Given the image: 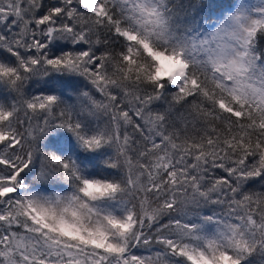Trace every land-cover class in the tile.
<instances>
[{"label":"snow or ice","instance_id":"snow-or-ice-1","mask_svg":"<svg viewBox=\"0 0 264 264\" xmlns=\"http://www.w3.org/2000/svg\"><path fill=\"white\" fill-rule=\"evenodd\" d=\"M226 11L0 0V264H264V0Z\"/></svg>","mask_w":264,"mask_h":264},{"label":"trees","instance_id":"trees-1","mask_svg":"<svg viewBox=\"0 0 264 264\" xmlns=\"http://www.w3.org/2000/svg\"><path fill=\"white\" fill-rule=\"evenodd\" d=\"M238 0H171L172 6L178 13L179 19L184 22L185 25L190 26L188 22L197 21L201 25H204L205 29L208 31L214 26L219 24L228 12L226 11L228 5H232L233 9L235 8ZM210 7H207L209 6ZM202 8V10H200ZM41 80V83L34 85L35 90H39L43 87V80L48 79L47 77L38 78ZM59 139V143L57 142ZM50 150H56L59 148H73L74 152L80 153L82 158L89 161L87 163L88 171L97 172L102 175H107L104 171V161L107 157L105 156H87L83 154L81 150L75 148V141L71 137V133L61 130L60 132L55 133L54 136H49L48 138ZM111 151V150H109ZM45 187H49L45 185ZM56 191H69L70 188L66 184H61L52 188ZM144 255H150L148 252H144Z\"/></svg>","mask_w":264,"mask_h":264},{"label":"rangeland","instance_id":"rangeland-1","mask_svg":"<svg viewBox=\"0 0 264 264\" xmlns=\"http://www.w3.org/2000/svg\"><path fill=\"white\" fill-rule=\"evenodd\" d=\"M256 2H257V0H238L236 6H239L241 3H256ZM234 10H235V8L233 9V11ZM218 26H219V24L214 26L212 29L208 30V32H214L216 30V27H218Z\"/></svg>","mask_w":264,"mask_h":264}]
</instances>
